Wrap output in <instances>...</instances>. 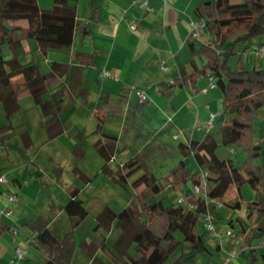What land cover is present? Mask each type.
Masks as SVG:
<instances>
[{
	"label": "trees",
	"instance_id": "trees-1",
	"mask_svg": "<svg viewBox=\"0 0 264 264\" xmlns=\"http://www.w3.org/2000/svg\"><path fill=\"white\" fill-rule=\"evenodd\" d=\"M70 1L54 0L49 10L40 7L38 0H0V47L7 44L12 57L0 60V104L4 115L10 118L21 109L19 97L11 84V79L22 75L34 103L42 112L43 125L48 140L64 133L61 118L76 104L69 98L67 83L64 80L71 69L70 63L52 62L50 70L43 73L37 61L22 63L17 50L26 42L34 40L42 55L47 56L51 49L70 51L73 47L79 25L78 6ZM99 9L90 12V21H96ZM196 19L205 23L208 32L207 42L189 38L188 45L194 57L203 59L200 67L191 62V72L183 71L174 81V86L196 88L198 81L212 75L222 96L223 112L226 118L220 128L222 143L237 146L246 154L243 162L234 158H221L217 151L219 141L212 133L202 139L180 141L178 149L183 158L163 176L156 175L148 167V162L137 154L117 169L106 166V175L116 184L126 188L128 179L139 170L144 173L132 182L141 189L131 194V201L120 211L106 205L97 215L99 228L118 229L119 234L110 246L104 243L100 248L107 253L112 264H198L200 255L212 254V246L207 245L208 232H200L201 217L209 211L207 199L202 198L205 181L213 184L207 197L220 198L223 206L233 210H246L245 218L230 220L235 230V238L224 240L228 251L236 249L234 239L240 238V248L253 246L264 237V132L256 127V118L264 107V65H251L243 60L250 48L264 47V0H213L199 6ZM92 27L81 28V37H89ZM102 52H74V59L87 66H97ZM260 54V53H259ZM238 55L236 67L230 65L232 56ZM261 56V55H260ZM264 58L263 56H261ZM98 68V66H97ZM52 84H56L51 88ZM170 86V87H174ZM168 86L162 84V91L168 95ZM87 93V90H83ZM69 99V100H67ZM216 126V123L214 127ZM101 128V122L98 125ZM14 135L9 125L0 126V143ZM82 140V133L77 135ZM95 148L106 162H110L115 148L98 139ZM74 153L81 156V147L76 144ZM192 158L198 167L194 171L185 159ZM262 160V163L257 161ZM200 186L201 194L186 190V186ZM229 190V195L223 194ZM249 187L254 193L246 200L243 189ZM185 197L192 209L178 202L167 203V190ZM78 188L70 192V200L58 208H51L56 216L63 210L70 220L71 230L63 238L57 237L49 228V219L39 217L13 227L0 222V233L7 230L27 228L30 235L26 242L33 252L39 255L35 264H72L77 241L75 230L89 216L84 202L77 198ZM157 218H163L165 226L160 232L152 229ZM221 229V226H218ZM220 241L214 248L220 250ZM80 247L95 264H110L101 259L94 242L83 241ZM222 249V248H221ZM260 249L244 251L248 259L257 261ZM264 257V254H262Z\"/></svg>",
	"mask_w": 264,
	"mask_h": 264
},
{
	"label": "crops",
	"instance_id": "crops-1",
	"mask_svg": "<svg viewBox=\"0 0 264 264\" xmlns=\"http://www.w3.org/2000/svg\"><path fill=\"white\" fill-rule=\"evenodd\" d=\"M135 1L138 0L70 1L71 4L78 6L79 18L75 41L70 51L51 49L49 54L44 56L36 49L37 45L34 40L26 42L17 50L19 60L22 55H29V58L22 63L36 61L35 55L42 56V60L37 62L43 73L50 70L51 63L54 61L70 63V72L64 77V80L67 83L69 98L71 97L77 101L75 106L61 118L64 133L55 139L48 140L47 130L43 125L44 118L42 112L35 105L29 90L26 88L25 78L22 75L13 77L11 84L19 97L21 106V109L15 114L23 110L24 115L31 118L22 124L21 135L25 146L29 148L34 144L35 136L33 131L39 126H43L46 130V139L44 140L45 142L43 141V144L59 140L61 136L67 133L64 119L76 109L82 116L92 112L98 120L97 130L101 135L98 139L101 138L103 143L115 148L114 157L110 162H106L98 154L103 161H99L98 171L93 176L91 167L90 169L88 168L89 166H76L73 169V172L84 180L85 184L81 188L92 185L93 180L97 176L101 177L102 186L112 181L106 175L104 168L110 166L113 169H117L127 161L114 167L115 157L119 150L123 151L129 149L130 146H137V153L135 155L141 154L142 156L150 146L154 147L157 151L158 149L164 151L169 147L168 138H173V135L179 131H182L184 134L178 140L179 142L188 141L189 139L200 140L206 133H212L215 136V132H220L223 121L226 120L222 115L224 108L220 91L215 89L206 94L201 93V89L208 85L207 76L198 81L195 89L190 86H174V83H169V79L175 81L181 76L183 71L191 72V62L193 60L200 67L204 66L205 61L203 59L201 60L192 55L188 40L189 38H195L198 42L204 43L208 41L206 28L201 27L199 36L194 37L191 23L193 20H197L195 15L196 9L202 4L213 0H148L153 8V11L150 12L139 8ZM38 2L44 10H49L54 5V0H38ZM95 8L99 9L97 20L90 21V12ZM132 23H135V29H131ZM85 25L92 27V34L84 38L81 37L80 33L81 28ZM94 49L102 52L98 60V68L97 66L83 65L74 59V52H92ZM244 54H247L248 60L250 59L252 65H264V58L260 56L257 48L252 47ZM11 57L12 51L10 47L7 44L2 45L0 47V60H8ZM162 61H165V64L169 67L168 73L161 69ZM103 72H108L110 75H103ZM162 84L169 87L168 91L170 93L168 95L162 91ZM55 86L56 84H52L51 88ZM136 89L144 90L149 98L145 102H141L136 94ZM83 90H87L89 92L88 95ZM22 95L26 98L31 96L33 100L28 99L26 107L21 102ZM214 112L218 113V118L215 122L216 126L208 130L206 124L211 113ZM0 113L4 116L2 120L5 121L0 126L9 125L11 127L14 133L10 138L12 139L16 135V131H14L15 127L12 123L15 114L7 118L4 115L1 104ZM114 115H119V128L121 130L117 136L106 135L104 133V123L107 120L113 119ZM34 117L35 122L32 120ZM99 122H101V128L98 127ZM126 124L132 125L131 131L123 128L126 127ZM74 128L77 129L78 124H75ZM147 129L149 130L147 131ZM126 131L127 134H125ZM143 132L145 133L143 134ZM80 133L83 135L82 140H79L80 138L77 137ZM125 135L129 137V143H122ZM74 136L77 140L75 145L79 144L82 152L80 157L77 156L73 151L74 145L72 154L79 159L78 163H82L85 158V151L81 146V142L85 139V133L78 128ZM118 142L120 147L117 146ZM138 143H141L140 145L143 143V145L138 146ZM30 158H32V155H30ZM148 159L150 157L145 158L147 162L149 161ZM34 160H36L35 157L30 160L31 163H34ZM49 161L53 163L52 171L55 174V181L60 182L63 177L62 166L57 164L53 157H49ZM148 167L158 176L165 175L170 169L167 168L166 171L162 172L158 167H150L149 164ZM1 175L9 176V174L4 172H0ZM9 178L10 183L8 185L0 184V200L4 202L8 193L15 192L19 195L20 202L14 209L11 217L0 215V222L18 227L32 219H38L39 217L32 218L23 223L17 222L20 217V213L16 216L17 210L24 205V198L20 192L25 187H28L30 182L28 179H21L16 175L9 176ZM75 188L79 189L77 198L80 199L81 188L75 186L70 192ZM82 201L84 202V200ZM60 205H55L51 208H58ZM242 210L245 209L243 208ZM242 210H239V212ZM62 212L66 213L59 209L56 216L51 213L53 219L45 217L50 221L49 228L52 220L60 216ZM14 216L16 217L13 218ZM77 229L75 230V236ZM24 230L27 232L24 233ZM12 231L7 230L0 233V264H10L16 245L27 244L26 239L30 235V231L27 228L17 229L16 233ZM85 241L96 243L99 246L96 251L97 255L104 261L108 258V263L112 264L107 253L100 248L102 243L106 246L111 245L106 242V237L101 238V241ZM214 243L216 245V241ZM224 245L223 243L220 250L211 247L212 254L198 256V264H218L217 260L219 259V255L223 253ZM31 254L35 256L33 259L30 257ZM242 255L246 254L242 253L239 257ZM226 257L224 256L222 263ZM38 260L39 255L30 250L27 259L22 264H26V262L35 264ZM91 261L89 264L95 263L92 259ZM240 261L237 258L230 264H241Z\"/></svg>",
	"mask_w": 264,
	"mask_h": 264
},
{
	"label": "rangeland",
	"instance_id": "rangeland-1",
	"mask_svg": "<svg viewBox=\"0 0 264 264\" xmlns=\"http://www.w3.org/2000/svg\"><path fill=\"white\" fill-rule=\"evenodd\" d=\"M3 54V53H2ZM4 56V55H3ZM29 58V55H22L20 61L25 62ZM238 55L232 56L230 60V65L236 67L238 62ZM35 60H42V56L35 55ZM244 61H248L250 66L252 62L250 59L248 60L247 54L243 56ZM22 104L24 107L28 104V99L31 101V96L29 98L24 97L22 95ZM221 105V104H220ZM14 116V115H13ZM0 113V125H3L5 122ZM31 119L30 117L24 115V111H20L12 119L13 126L15 127L14 131H16V135L4 142L0 143V172H4L9 174V176H18L21 179H28L30 185L25 187L20 194L24 198V205L21 206L16 213V216L20 217L17 222H27L32 218H38L40 216H44L50 219H53V216L50 213V208L55 205H65L71 198L70 190L75 186L81 188L85 183L82 177L78 176L73 169L76 166H89L88 168L92 171V176L98 171L99 161H103L100 158L99 153L94 147V143L101 136L97 130L98 120L91 112L90 114L86 113L83 116L76 109L73 110L68 116H66L65 127L67 133L59 140L53 142H46L43 144V141L46 139V130L43 126L37 127L33 134L34 144L31 147H26L23 142L21 131L22 124L26 122V120ZM35 120V117L34 119ZM256 127L261 129L264 132V107H262L259 111V114L255 120ZM75 124H78V128L83 130L85 133V139L81 142V146L85 151V158L83 162L78 163L79 159L76 158L72 154V149L75 143L77 142L75 138V134L78 131V128H74ZM119 115H114L113 119L107 120L104 123V133L106 135H119ZM131 131L132 125L126 124V127H123ZM123 129V130H124ZM149 129H147L148 131ZM145 132H143L144 134ZM127 134V131L125 132ZM129 134V132H128ZM131 135V134H130ZM216 139L219 141L218 151L217 153L223 159L225 158H234L237 162H243L246 159V154L242 151L241 148L237 146H225L222 143V134L221 132H215ZM169 147L164 151H158L154 147H149L147 152L143 154L145 158L148 159V164L150 167H158L162 172L166 171L167 168H171L175 164H177L183 156L181 155L178 145L179 141L173 139L172 137L168 138ZM45 142V141H44ZM129 143V137L125 135L122 139V143ZM142 142V141H141ZM138 146L141 143H138ZM117 146L120 147L119 142ZM141 148V147H139ZM233 150V151H232ZM137 153V146H130L127 150H119L115 157V166L121 165L122 162L128 160L132 156ZM30 155L32 158L35 157L34 163H31ZM149 156V157H148ZM49 157H53L57 164L61 165L63 168V177L60 182L55 181V174L52 171L53 163L49 161ZM188 165L192 170L198 171L197 165L194 163L192 158L185 159ZM258 163H262V160L257 161ZM101 163V162H100ZM9 172V173H8ZM90 172V171H89ZM144 173L143 170H139L132 177L128 179V184L126 188L116 184L113 181H109L107 185L102 186L101 177L97 176L96 179L93 180L92 185L89 187L81 188V193L79 198L84 200L85 206L90 211V215L86 218V220L80 225L76 232L77 239V247L74 254L73 264H89L91 258L88 254L80 247V244L85 240H96L101 241V238L106 237V242L111 244L112 241L119 234L118 229L112 227L110 230H106L104 228H99L98 231H95V227L97 225L96 214L99 213L105 205H109L113 210L120 211L131 201V194L139 191L141 187L135 188L132 186V182L140 177ZM213 184L209 181H205L204 183V193L201 194L202 198L207 199L209 203V211L216 218V223L221 226L220 231L223 233L225 229H227L230 220H235L236 218H245L246 210H242L241 212L235 211L226 207H218L215 202L212 201L211 198L207 197V193L212 189ZM231 186H229L228 190L225 191L223 197L226 198L229 195V190ZM193 187L191 184L186 186V190L191 192ZM244 197L246 200H249L253 197V192L247 186L243 189ZM167 195V203L177 202V197L180 196L175 194L172 190H167L165 192ZM218 201H223L220 198H217ZM14 216L13 218H15ZM165 226V221L163 218H157L152 224V229L155 232H160ZM50 229L52 232L59 238H62L68 231L71 230V225L69 218L66 213L62 212L60 216L56 219L52 220L50 225ZM198 230L200 232H207L204 228L202 222L198 225ZM27 232L26 230L23 231ZM227 237H224V240H227ZM213 238H209L207 241L208 246L215 247V242ZM216 253L217 251L214 250ZM230 251L227 248H224L223 253L219 255V259L217 260L218 264L222 263V259L224 256H227ZM264 248L260 249L258 252L259 259L254 261L253 259L246 258V255H242L238 257V260H241V264H264ZM103 255V254H102ZM101 255V256H102ZM33 259L35 256L33 254L30 255ZM103 257V256H102ZM106 260V259H105ZM109 259L105 262H109ZM26 264H31L26 262ZM95 264V263H94Z\"/></svg>",
	"mask_w": 264,
	"mask_h": 264
},
{
	"label": "built area",
	"instance_id": "built-area-1",
	"mask_svg": "<svg viewBox=\"0 0 264 264\" xmlns=\"http://www.w3.org/2000/svg\"><path fill=\"white\" fill-rule=\"evenodd\" d=\"M135 3H137L139 8L143 10H146L149 12L153 11V8L151 7L148 0H138V1H135ZM191 25H192V31H193L194 37H198L200 28L205 27V23L201 19L193 20ZM130 27L131 29H135L136 27L135 23H132ZM259 53L261 56L264 57V47L260 48ZM161 69L166 73H168L170 70L169 67L165 64V61L161 62ZM103 75H110V74L108 72H103ZM207 78H208V85L204 87L203 89H201V93L203 94H206L209 91L217 89L216 79L214 78V76L210 74V75H207ZM169 83L173 84L174 80L169 79ZM136 94L140 98L141 102H145L149 98L147 93L142 89H136ZM217 118H218V113H215V112L211 113L207 121V124H206V128L208 130H211L214 127ZM183 135H184L183 132L179 131L178 133L173 135V139L180 140ZM9 183H10L9 176L7 175L0 176L1 185H8ZM201 191L202 189L198 185L194 186L192 189V192L196 195L201 194ZM212 201L215 202L218 207H223V202L218 201L216 199H213ZM19 202H20V198L17 193L15 192L8 193L4 202L0 200V215H4L5 217H11L14 212V209L19 205ZM177 202L179 204H186L192 209L195 208L194 204H189V203L187 204V201L185 197L183 196H178ZM201 221L204 225L205 230L209 233L210 237L213 238L214 240L224 243V237L235 238V230L231 226H228L227 229H225L224 233L218 229L219 225L216 223V218L212 213H210V211H208L201 217ZM12 232L16 233L17 231L16 229H14ZM234 243L236 245V249L229 252V254L227 255L226 259L224 260L222 264H230L231 262L235 261L240 256V254H242L244 251H247L250 249L264 248V237L261 238L258 241V243H256L255 245L246 246L244 248H240L242 244V240L240 238L234 239ZM29 252H30V248L28 244L22 243V244L16 245L13 257L10 261V264H22V262L25 259H27Z\"/></svg>",
	"mask_w": 264,
	"mask_h": 264
}]
</instances>
